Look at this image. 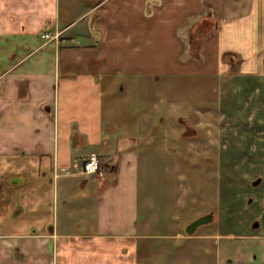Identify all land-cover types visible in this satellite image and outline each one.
<instances>
[{"label": "crops", "instance_id": "crops-1", "mask_svg": "<svg viewBox=\"0 0 264 264\" xmlns=\"http://www.w3.org/2000/svg\"><path fill=\"white\" fill-rule=\"evenodd\" d=\"M186 73L264 84V0H0V264H264L244 237L144 232L142 103Z\"/></svg>", "mask_w": 264, "mask_h": 264}, {"label": "rangeland", "instance_id": "rangeland-1", "mask_svg": "<svg viewBox=\"0 0 264 264\" xmlns=\"http://www.w3.org/2000/svg\"><path fill=\"white\" fill-rule=\"evenodd\" d=\"M211 22L207 17L192 20L190 41L198 44ZM184 54L200 57L198 48ZM165 79L173 82L170 89L159 80L142 103L151 104L159 123L151 133L140 132L142 143H155L142 170L147 219L157 227L144 232L187 235L194 218L211 214L212 220L194 234L244 237L232 241L264 256V84L237 78L227 84L220 75L198 73ZM155 89L163 97H155ZM256 178L261 181L253 185Z\"/></svg>", "mask_w": 264, "mask_h": 264}, {"label": "built area", "instance_id": "built-area-1", "mask_svg": "<svg viewBox=\"0 0 264 264\" xmlns=\"http://www.w3.org/2000/svg\"><path fill=\"white\" fill-rule=\"evenodd\" d=\"M44 38H49L48 34L41 35ZM102 160L96 152L90 153L82 162L83 172L93 173L98 172L101 168Z\"/></svg>", "mask_w": 264, "mask_h": 264}, {"label": "water", "instance_id": "water-1", "mask_svg": "<svg viewBox=\"0 0 264 264\" xmlns=\"http://www.w3.org/2000/svg\"><path fill=\"white\" fill-rule=\"evenodd\" d=\"M260 181H261V178H256L255 180L252 181V184L253 185H257ZM211 219H212V215L211 214H206V215L199 216V217L195 218L193 221H191V223L187 227L186 232L188 234L194 233L195 229L199 225L204 224V223H208V222L211 221ZM255 226H257V225H255Z\"/></svg>", "mask_w": 264, "mask_h": 264}, {"label": "flooded vegetation", "instance_id": "flooded-vegetation-1", "mask_svg": "<svg viewBox=\"0 0 264 264\" xmlns=\"http://www.w3.org/2000/svg\"><path fill=\"white\" fill-rule=\"evenodd\" d=\"M196 218H197V217H196ZM194 219H195V218H194ZM194 219H193V220H194ZM193 220H192V221H193ZM211 220H212V219H211ZM255 227H256V226H255ZM255 227L253 226L252 228H255Z\"/></svg>", "mask_w": 264, "mask_h": 264}]
</instances>
